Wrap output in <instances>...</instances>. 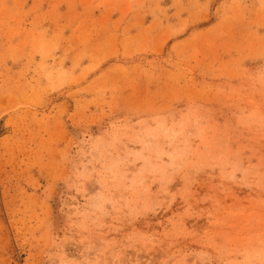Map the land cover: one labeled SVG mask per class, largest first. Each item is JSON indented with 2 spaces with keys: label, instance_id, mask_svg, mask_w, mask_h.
I'll return each mask as SVG.
<instances>
[{
  "label": "rangeland",
  "instance_id": "rangeland-1",
  "mask_svg": "<svg viewBox=\"0 0 264 264\" xmlns=\"http://www.w3.org/2000/svg\"><path fill=\"white\" fill-rule=\"evenodd\" d=\"M0 264H264V0H0Z\"/></svg>",
  "mask_w": 264,
  "mask_h": 264
}]
</instances>
